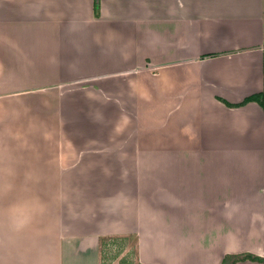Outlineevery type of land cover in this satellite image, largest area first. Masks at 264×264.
Here are the masks:
<instances>
[{
  "label": "crops",
  "instance_id": "1",
  "mask_svg": "<svg viewBox=\"0 0 264 264\" xmlns=\"http://www.w3.org/2000/svg\"><path fill=\"white\" fill-rule=\"evenodd\" d=\"M106 237L264 258V0H0V264H100Z\"/></svg>",
  "mask_w": 264,
  "mask_h": 264
},
{
  "label": "rangeland",
  "instance_id": "2",
  "mask_svg": "<svg viewBox=\"0 0 264 264\" xmlns=\"http://www.w3.org/2000/svg\"><path fill=\"white\" fill-rule=\"evenodd\" d=\"M99 247L100 264H136L135 246L132 238H102Z\"/></svg>",
  "mask_w": 264,
  "mask_h": 264
},
{
  "label": "clouds",
  "instance_id": "3",
  "mask_svg": "<svg viewBox=\"0 0 264 264\" xmlns=\"http://www.w3.org/2000/svg\"><path fill=\"white\" fill-rule=\"evenodd\" d=\"M37 212V206L32 202L14 205L8 210L9 220L14 229L20 230L31 222Z\"/></svg>",
  "mask_w": 264,
  "mask_h": 264
},
{
  "label": "trees",
  "instance_id": "4",
  "mask_svg": "<svg viewBox=\"0 0 264 264\" xmlns=\"http://www.w3.org/2000/svg\"><path fill=\"white\" fill-rule=\"evenodd\" d=\"M95 11L97 14V12H98L97 8ZM256 97L250 96V97L246 98L242 103L257 100L261 104L262 100L260 99V97L259 96L257 98ZM244 260L259 261V262L264 263V258H262V257L255 256V255H252L249 253H242V254H227L222 258L220 264H236L237 262L244 261Z\"/></svg>",
  "mask_w": 264,
  "mask_h": 264
}]
</instances>
